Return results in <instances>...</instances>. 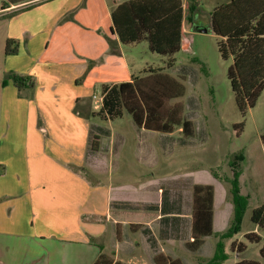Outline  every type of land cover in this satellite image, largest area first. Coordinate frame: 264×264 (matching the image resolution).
I'll return each mask as SVG.
<instances>
[{
    "label": "crops",
    "instance_id": "1",
    "mask_svg": "<svg viewBox=\"0 0 264 264\" xmlns=\"http://www.w3.org/2000/svg\"><path fill=\"white\" fill-rule=\"evenodd\" d=\"M83 1L32 0L0 9V264H93L105 251L103 221L128 222L119 215L125 208L115 214L111 203L130 200L116 199L111 187L86 181L81 172L96 168L93 154L100 151L92 150L94 111L82 93L139 75L112 30L117 0L109 7L102 0L104 19L90 11L88 0L86 13L68 20ZM8 39L18 41L16 54L5 53ZM12 73L32 84L19 88L6 77ZM147 183L139 186L146 198L140 202L162 220L163 189L153 205ZM204 184L215 186L214 230L224 231L232 202L222 206L215 182Z\"/></svg>",
    "mask_w": 264,
    "mask_h": 264
},
{
    "label": "rangeland",
    "instance_id": "2",
    "mask_svg": "<svg viewBox=\"0 0 264 264\" xmlns=\"http://www.w3.org/2000/svg\"><path fill=\"white\" fill-rule=\"evenodd\" d=\"M87 1L84 0L69 14L71 18L68 16V20L79 13L81 16L85 14L86 11L81 10L86 8ZM90 1V11L95 14L100 12V19H104L106 8L102 0ZM121 1L124 0H117ZM192 1L197 5V10L190 19ZM228 1L184 0L185 46L175 55L176 64L170 69L166 68L168 57L152 52L148 40L124 44L136 75L144 74L141 73L143 68H166L165 71L171 75L185 79L186 93L176 101L183 102L185 115L194 122V136L186 137L179 129L163 133L140 128L127 111L115 120L91 116L100 151L93 154L96 168L84 166L81 172L86 181L111 187L118 195L116 199L130 200L111 203L113 213L117 214L116 208L122 207L125 210L119 215L128 218L126 226L121 224V240L116 237V225L106 221L102 224L104 234L99 239L105 251L121 264H155L154 255L159 252L180 258L186 264H210L216 254L218 235L206 237L204 245L197 252L186 247V242L191 238L193 186L195 183L214 181L219 191V204L228 206L232 202V208L233 182L236 178L239 193L247 198L248 205L240 231L224 240V244L221 243L228 258L214 264H229L240 259H254L264 264L260 254L262 243L250 242L244 237L245 233L256 231L264 240V228L251 220L253 209L264 203V90L257 104L243 115L228 77V68L233 59L222 57L220 38L213 30L204 33L191 29L193 24H203L211 29L212 11L217 5ZM2 3L3 0H0V9ZM106 3L109 7L114 1L106 0ZM2 43L3 39L0 45ZM5 47L6 41L4 50ZM82 97L91 110L98 111L96 106L102 105V86L92 87L89 92H83ZM242 122L243 130L238 133L235 125ZM237 171L239 174H236ZM145 180L148 181L149 203L155 205L160 202L159 194L163 189L165 211H175V215L181 212L179 217L161 220L154 209L145 208L140 201L146 198L141 197L143 192H139V186ZM134 207L139 209L134 210ZM131 223L141 224V227L132 231ZM147 225L153 234V243L143 232ZM236 239L247 245L241 255L231 249V243Z\"/></svg>",
    "mask_w": 264,
    "mask_h": 264
},
{
    "label": "trees",
    "instance_id": "3",
    "mask_svg": "<svg viewBox=\"0 0 264 264\" xmlns=\"http://www.w3.org/2000/svg\"><path fill=\"white\" fill-rule=\"evenodd\" d=\"M32 0H3L2 9ZM190 19L195 15L197 5L190 3ZM112 30L123 44L148 40L152 52L168 57L166 68L176 64L175 55L182 50L185 19L184 0H124L115 1L111 11ZM211 28L219 36V51L226 60L233 59L228 68V77L238 108L246 115L249 108L257 104L264 90V0H229L217 5L211 13ZM18 41L8 39L5 53L16 54ZM166 68H148L144 75L133 77L121 83L102 85V105L90 116L115 120L127 111L140 128L163 133L180 130L186 137L195 135V124L185 115L184 104L176 101L186 93L185 79L166 72ZM21 88L28 84L30 77L15 73L8 75ZM6 80L4 83H6ZM29 84H32L29 82ZM78 110L77 108L75 109ZM244 122L236 124L240 133ZM264 143V134L262 135ZM92 150H99L98 136L92 141ZM239 159H242L238 156ZM236 174H239L238 171ZM234 213L228 228L221 232L214 230L215 186L196 183L193 186L191 213V238L186 247L197 252L208 236L218 235L216 254L210 264L225 261L228 256L222 244L240 231L242 217L248 205L247 198L239 192L238 179L233 182ZM164 195V194H163ZM164 197V196H163ZM164 200L161 205L163 219L177 218L175 211H165ZM177 206V205H176ZM178 210V209H177ZM181 212H176L179 214ZM251 220L264 228V203L253 209ZM141 224H130L137 231ZM144 233L153 243L149 229ZM117 239L121 240V225H116ZM250 242L262 243L260 254L264 258V240L256 231L244 234ZM222 243V244H221ZM231 249L242 254L247 249L243 241L234 240ZM155 264H186L180 258H173L164 252L154 256ZM93 264H121L108 252L101 250ZM229 264H263L254 259H240Z\"/></svg>",
    "mask_w": 264,
    "mask_h": 264
},
{
    "label": "water",
    "instance_id": "4",
    "mask_svg": "<svg viewBox=\"0 0 264 264\" xmlns=\"http://www.w3.org/2000/svg\"><path fill=\"white\" fill-rule=\"evenodd\" d=\"M192 29L196 32H204V33H207L209 30H212V28L208 29L204 27L203 24H196V25L193 24Z\"/></svg>",
    "mask_w": 264,
    "mask_h": 264
},
{
    "label": "built area",
    "instance_id": "5",
    "mask_svg": "<svg viewBox=\"0 0 264 264\" xmlns=\"http://www.w3.org/2000/svg\"><path fill=\"white\" fill-rule=\"evenodd\" d=\"M101 100H102V98H101ZM97 108H100L98 105L96 106Z\"/></svg>",
    "mask_w": 264,
    "mask_h": 264
}]
</instances>
